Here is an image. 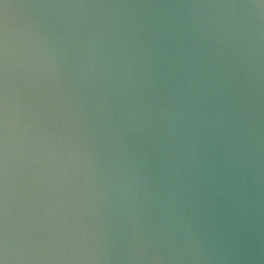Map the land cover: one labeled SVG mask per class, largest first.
<instances>
[{
	"label": "clouds",
	"instance_id": "obj_1",
	"mask_svg": "<svg viewBox=\"0 0 264 264\" xmlns=\"http://www.w3.org/2000/svg\"><path fill=\"white\" fill-rule=\"evenodd\" d=\"M0 264H264V0H0Z\"/></svg>",
	"mask_w": 264,
	"mask_h": 264
}]
</instances>
